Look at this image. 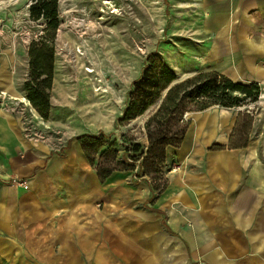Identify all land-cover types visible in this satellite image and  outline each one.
I'll return each instance as SVG.
<instances>
[{"label": "crops", "instance_id": "obj_1", "mask_svg": "<svg viewBox=\"0 0 264 264\" xmlns=\"http://www.w3.org/2000/svg\"><path fill=\"white\" fill-rule=\"evenodd\" d=\"M169 2L168 41L158 55L178 80L217 72L259 85L261 99L188 114L184 144L168 149L176 160L168 188L158 199L151 191L157 212L127 214L117 224L109 214L95 217L94 203L100 194L110 202L118 183L130 187V174L115 173L102 185L77 141L58 153L30 139L23 116L0 107V264H192L191 257L199 264H264V0ZM78 42L71 39L75 54ZM58 57L50 119L33 110L34 122L64 141L113 131L127 103L107 115L93 101L84 104L88 122L79 115L73 72ZM17 62L12 50L0 51V91L25 99L13 71ZM142 68L140 56L136 70ZM236 133L248 135L245 148L229 149ZM215 145L226 149L211 151ZM78 204L91 211L82 225Z\"/></svg>", "mask_w": 264, "mask_h": 264}, {"label": "rangeland", "instance_id": "obj_2", "mask_svg": "<svg viewBox=\"0 0 264 264\" xmlns=\"http://www.w3.org/2000/svg\"><path fill=\"white\" fill-rule=\"evenodd\" d=\"M32 5L33 0H0V38L5 39L0 51L3 54L9 49L15 54L18 62L13 66V71L15 76L21 78L22 97L25 98H14L0 91V107L5 109L10 107L14 115L25 118L29 127L27 134L32 135L29 136L31 140L44 141L58 153H63L71 144H75V138L72 141H64L62 133L48 127H39L33 118L35 109L23 88L25 82L30 79V45L44 36L46 27L44 23L30 18ZM59 10L61 29L59 28L57 43H55V58L58 55L60 61L70 66L79 89L76 99L79 115L87 116L88 122H91L93 118L89 111L84 113V104L89 105V102L93 101L95 108L100 107L102 113L106 115L110 109L112 111L120 109L128 101L133 82L139 80L142 75L143 70L140 72L136 70L140 56L142 57V69L145 68L149 54L154 53L159 56V49L168 41L169 19L172 15L170 2L169 0H59ZM59 35H61L60 39ZM7 38L11 45L9 42L6 43ZM71 39L79 41L80 46L77 47H80L79 50L84 56L80 55L78 50L76 54L73 52L76 46L71 48L73 47ZM87 68L94 72L87 73ZM83 81L90 83V86L93 82L94 92H91L90 86H87V89L84 88L86 86ZM177 82L180 83V80ZM260 89L259 100L263 93L261 87ZM9 102L16 104L10 106ZM161 103L162 100L129 125L118 127L115 122L113 131L102 133L109 136V143L124 139L129 144L142 145L146 151L148 136L145 125ZM96 111L99 112L98 109ZM168 158L167 167L155 179L154 176H149L137 181L134 174L128 173L132 182L130 187L127 188L118 183L117 187L111 191L110 202L101 198V194L100 197H96L95 217L97 214L101 218L104 214H109L112 223L117 224L121 222L119 221L121 218H128L127 214L134 216L157 212L158 209L152 206L150 200L151 191L152 187L166 181L169 173L176 167V160ZM134 181L137 182L136 185L133 184ZM152 193L154 194L153 191ZM78 208L82 210L79 220L82 225L91 211L84 210L82 204H78ZM96 223L100 224L97 228L101 230L102 222L96 221ZM99 239L100 242L96 241V244L101 245V237ZM193 258L191 257V263L199 264L193 261Z\"/></svg>", "mask_w": 264, "mask_h": 264}, {"label": "trees", "instance_id": "obj_3", "mask_svg": "<svg viewBox=\"0 0 264 264\" xmlns=\"http://www.w3.org/2000/svg\"><path fill=\"white\" fill-rule=\"evenodd\" d=\"M30 18L44 23L46 27L44 36L30 45V79L23 88L40 117L49 121L56 62L55 43L61 26L59 0H33ZM177 81L176 73L159 56L151 53L140 79L132 86L126 108L117 121L118 127L129 125L162 100L145 125L148 136L146 151L142 145L129 144L124 139L109 143V136L103 133L75 138L102 185L115 173H132L137 181L160 176L169 161L168 149H179L186 140L190 128L187 114L204 112L213 107L236 109L254 104L260 98L259 85L235 83L217 72L199 74L180 83ZM251 124L252 119L245 120L242 128L248 132ZM238 139L236 133L229 149L247 146L248 135L243 140L240 134ZM224 149L215 145L211 151ZM168 185L167 179L152 187L156 194L154 197L160 198Z\"/></svg>", "mask_w": 264, "mask_h": 264}, {"label": "bare ground", "instance_id": "obj_4", "mask_svg": "<svg viewBox=\"0 0 264 264\" xmlns=\"http://www.w3.org/2000/svg\"><path fill=\"white\" fill-rule=\"evenodd\" d=\"M98 1H100V0H98ZM108 3V2H107ZM116 12V11H115ZM78 53L80 54V55H83L84 56V54H83V52H81V50H78ZM86 71H87V73H89V74H92L94 71L93 70H91V69H86Z\"/></svg>", "mask_w": 264, "mask_h": 264}, {"label": "built area", "instance_id": "obj_5", "mask_svg": "<svg viewBox=\"0 0 264 264\" xmlns=\"http://www.w3.org/2000/svg\"><path fill=\"white\" fill-rule=\"evenodd\" d=\"M20 185H21V186H24V185H26V184H25V183H20Z\"/></svg>", "mask_w": 264, "mask_h": 264}]
</instances>
